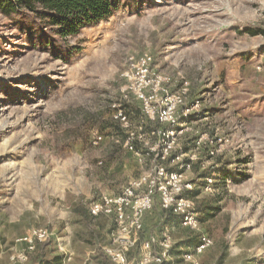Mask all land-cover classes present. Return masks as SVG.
<instances>
[{"label":"rangeland","instance_id":"1","mask_svg":"<svg viewBox=\"0 0 264 264\" xmlns=\"http://www.w3.org/2000/svg\"><path fill=\"white\" fill-rule=\"evenodd\" d=\"M58 41L72 48L64 58L35 46L0 12V264L15 263L24 248L17 240L36 227L51 231L43 242L48 260L114 264L104 248L114 220L78 209L158 163L159 146L143 161L129 160L128 131L146 153L158 139L138 138L141 117L131 114L125 126L115 112L129 104L157 124L125 76L130 58L144 54L171 79L168 91L188 82L170 126L183 131L173 149L180 164L169 165L193 182L185 194L199 218L212 212L199 219V231L182 227L167 221L158 196L138 241L169 225L179 264H264V0H145ZM128 161L132 167L122 168ZM203 231L214 244L186 261ZM40 244L25 264L38 263Z\"/></svg>","mask_w":264,"mask_h":264},{"label":"built area","instance_id":"2","mask_svg":"<svg viewBox=\"0 0 264 264\" xmlns=\"http://www.w3.org/2000/svg\"><path fill=\"white\" fill-rule=\"evenodd\" d=\"M129 62V69L125 73L130 82L129 92H133L141 101L142 110L149 119L157 118L161 125L150 132H144L141 124L138 127V138L151 136L158 139L149 152L146 153L137 147L135 134H129V131L123 146L135 152L141 161L159 146L158 163L151 170L133 178L117 194H102L101 198L91 202L89 210L95 218L105 215L115 222L112 242L104 247L112 263L179 264L171 260L174 245L170 228H166L160 236L142 241L141 251L136 258L131 259L129 252L136 247L138 235L144 231V216L152 209L158 196L162 209L180 216V226L200 230L198 214L193 210L194 199L185 194L186 190L193 188V182L184 177L181 168L170 170L167 167L168 163L177 162L173 157V149L176 148L177 138L183 131L170 126L177 122V109L183 106L188 98V82L183 83L179 91L170 92L166 85L171 79L166 74L156 71L150 54L132 56ZM115 112L116 118L128 126L130 116L124 106L121 104L115 106ZM102 139V134L96 135L93 143L98 145ZM178 164L180 163L177 162ZM181 164L182 167L191 166L190 163ZM50 237L51 231L45 227L33 228L28 234L20 236L17 242L24 244V248L13 257L15 263L25 264L29 260V255L37 250V245ZM213 244V238L208 233L205 231L199 233L194 251L187 253L185 260H193L195 255L203 253Z\"/></svg>","mask_w":264,"mask_h":264},{"label":"trees","instance_id":"3","mask_svg":"<svg viewBox=\"0 0 264 264\" xmlns=\"http://www.w3.org/2000/svg\"><path fill=\"white\" fill-rule=\"evenodd\" d=\"M144 4L145 0H0V12L15 22L30 38H33L35 46L55 53L59 50L62 54L58 56L64 58V54H68L70 49L72 52V48L64 46L63 49L59 46L58 40L62 41L70 36L78 35L83 28L108 21L118 9L135 10ZM251 33L256 35L257 31L251 30ZM123 106L129 116L135 114L141 117L139 124L142 125L144 132H150L160 124L158 121L157 124L148 123L135 106L129 104ZM125 137L127 138V135ZM168 164V169H176ZM78 210L88 217L90 215L93 217L89 209L88 211L80 208ZM162 210L167 216V221L180 223V216ZM209 210L212 209L209 208ZM209 210L206 215L200 218L198 216V218L205 220L212 212ZM45 246L46 243L40 244V259L37 264H63V255L57 254L52 259H46Z\"/></svg>","mask_w":264,"mask_h":264},{"label":"crops","instance_id":"4","mask_svg":"<svg viewBox=\"0 0 264 264\" xmlns=\"http://www.w3.org/2000/svg\"><path fill=\"white\" fill-rule=\"evenodd\" d=\"M126 140V139H125ZM124 140V141H125ZM123 145V144H122ZM125 147V146H124ZM128 150V149H127ZM128 152H129V154H128V158H129V160H132V158H131V156H133L134 157V160L135 161H141V159L139 158V156L134 152H132V151H130V150H128ZM132 163H130L129 161L128 162H122V168L123 167H132V165H131ZM120 190H118V191H116V190H112L111 192V194H117L118 192H119ZM169 226V225H168ZM166 227V228H169V227ZM180 226V225H179ZM173 229V228H172ZM144 231H145V229H144ZM143 231V232H144ZM142 232V233H143ZM161 234H158L157 236H160ZM149 238V236L148 237H146L144 240H146V239H148ZM143 240V241H144ZM141 243H142V241H137V244H136V247L138 246H142L141 245ZM137 249V248H136ZM140 251H141V247L138 249V253H137V256L139 255V253H140ZM129 257H130V253H129Z\"/></svg>","mask_w":264,"mask_h":264}]
</instances>
